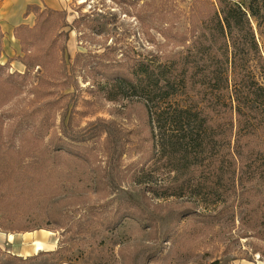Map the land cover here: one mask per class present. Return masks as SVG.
I'll use <instances>...</instances> for the list:
<instances>
[{"label":"trees","instance_id":"trees-1","mask_svg":"<svg viewBox=\"0 0 264 264\" xmlns=\"http://www.w3.org/2000/svg\"><path fill=\"white\" fill-rule=\"evenodd\" d=\"M154 13V20L168 17L163 11ZM185 16L183 32L172 31L177 26L173 15L167 27L155 26L163 41L156 51L125 46L117 59L108 50L102 58L91 56L92 68L84 66L83 71L104 79L100 89L106 101L133 100L143 106L151 144L140 162L142 170L159 163L174 174L173 196L186 189L202 202L224 207L219 216L203 215L204 225L215 227L225 214L245 236L250 233L264 243V0H194ZM143 30L155 45L148 27ZM34 55L21 58L23 74L10 73L0 63V102L4 98L6 103L13 90L31 86L28 59L44 70L40 82H52L55 72ZM51 113L25 115L12 125L3 120L13 115L0 113V230L80 234L92 223L101 230L114 229L122 219L143 224L130 208L109 212L105 220L101 206L92 220L83 214L76 221L72 214L82 213L80 208L60 209L62 203L53 199L58 190L55 173L63 162L87 165L96 184L101 178L89 149L79 144L84 141L49 135ZM18 208L38 211V218L22 224L26 218L12 215Z\"/></svg>","mask_w":264,"mask_h":264},{"label":"rangeland","instance_id":"rangeland-1","mask_svg":"<svg viewBox=\"0 0 264 264\" xmlns=\"http://www.w3.org/2000/svg\"><path fill=\"white\" fill-rule=\"evenodd\" d=\"M193 1L0 0V63L10 73L23 74L26 68L21 58H30L35 51L34 58L55 72L51 83L40 82L44 70L28 59L31 86L13 90L10 98L5 91L8 101L0 102V113L13 116L3 123L12 125L25 115L38 118L52 112L49 135L84 141L79 144L89 149L101 178L100 185L96 184L95 172L87 165L63 162L55 173L58 190L53 200L62 203L61 210L80 208L82 213L72 214L75 221L83 214L92 220L101 206L105 220L109 212L120 208H130L145 220L139 224L122 219L111 230L92 223L80 234L57 229L0 230V264H264V243L250 233L245 236L246 231L232 226L225 214L215 227L202 223L209 212L221 215L223 206L202 202L186 189L173 196L174 174L159 163L141 169L151 144L143 106L133 100L106 101L100 89L104 79L83 71L84 66L92 68L91 56L102 58L108 50L117 59L125 46L156 51L163 41L155 26L167 27L173 15L177 26L172 31L183 32ZM154 10L168 17L154 20ZM145 27L155 45L148 42ZM51 40L52 50H47ZM14 213L26 218L22 224H30L39 215L20 208ZM10 234L13 241L8 240ZM52 238L56 243L50 251L58 253L36 257L40 252L33 253V243ZM31 257L36 259L25 261Z\"/></svg>","mask_w":264,"mask_h":264},{"label":"bare ground","instance_id":"bare-ground-1","mask_svg":"<svg viewBox=\"0 0 264 264\" xmlns=\"http://www.w3.org/2000/svg\"><path fill=\"white\" fill-rule=\"evenodd\" d=\"M47 233L50 236H54V234L52 232H47ZM8 240L9 241H13L14 237L10 234V235H8ZM55 243H56V238H52L48 242L35 241L33 243V253L37 254V253H39L41 251L53 250Z\"/></svg>","mask_w":264,"mask_h":264}]
</instances>
